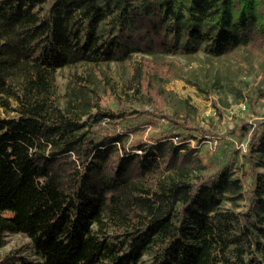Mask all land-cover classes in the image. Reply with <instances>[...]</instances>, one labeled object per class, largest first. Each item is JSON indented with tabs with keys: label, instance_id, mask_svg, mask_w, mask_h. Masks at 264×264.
I'll return each instance as SVG.
<instances>
[{
	"label": "trees",
	"instance_id": "1",
	"mask_svg": "<svg viewBox=\"0 0 264 264\" xmlns=\"http://www.w3.org/2000/svg\"><path fill=\"white\" fill-rule=\"evenodd\" d=\"M201 50L264 66V0H0V264H264V120L203 152L165 86Z\"/></svg>",
	"mask_w": 264,
	"mask_h": 264
},
{
	"label": "rangeland",
	"instance_id": "2",
	"mask_svg": "<svg viewBox=\"0 0 264 264\" xmlns=\"http://www.w3.org/2000/svg\"><path fill=\"white\" fill-rule=\"evenodd\" d=\"M137 54L139 53H135L139 57L140 55ZM178 57L183 65L184 73L181 77L167 79L165 86L179 97L189 98L195 104L198 108L195 114L196 124L210 132L207 138L200 139L202 135L194 131L197 138L189 139L191 145L200 143L203 146V152H213L214 143L218 140L217 135L227 134L232 129L238 130L243 121L256 125L258 120H264V97L260 96V88H264L262 63L255 60L237 63L229 57H212L204 50L199 51L192 61L185 56ZM232 64L239 67L240 74L231 70L226 71L227 66H233ZM65 80L63 74H60L62 85L65 84ZM197 82L203 89L197 85ZM149 132L150 130L146 134ZM251 134L252 129L239 143L240 155L231 166L237 176L243 174L244 164L241 154L246 150ZM228 138L237 142L235 135H228ZM239 202L241 205L238 208H244L246 200ZM232 206L231 201L225 202V207ZM7 238L8 242L0 249L1 253L13 247L24 246L30 240L22 233H8ZM24 253L35 258L27 246L24 248ZM149 257L146 254L144 259L147 260Z\"/></svg>",
	"mask_w": 264,
	"mask_h": 264
}]
</instances>
